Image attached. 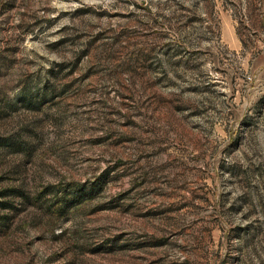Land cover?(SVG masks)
Segmentation results:
<instances>
[{"label":"rangeland","instance_id":"obj_1","mask_svg":"<svg viewBox=\"0 0 264 264\" xmlns=\"http://www.w3.org/2000/svg\"><path fill=\"white\" fill-rule=\"evenodd\" d=\"M0 264H264V0H0Z\"/></svg>","mask_w":264,"mask_h":264}]
</instances>
